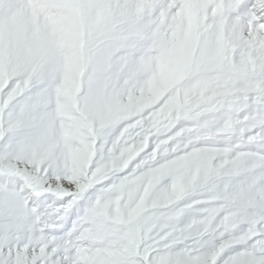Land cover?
I'll use <instances>...</instances> for the list:
<instances>
[{"label": "snow or ice", "instance_id": "1", "mask_svg": "<svg viewBox=\"0 0 264 264\" xmlns=\"http://www.w3.org/2000/svg\"><path fill=\"white\" fill-rule=\"evenodd\" d=\"M0 264H264V0H0Z\"/></svg>", "mask_w": 264, "mask_h": 264}]
</instances>
